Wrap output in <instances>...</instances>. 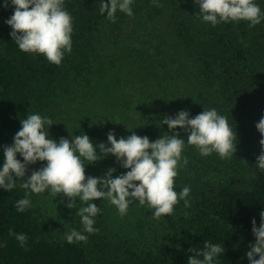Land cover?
I'll return each mask as SVG.
<instances>
[{
  "label": "trees",
  "instance_id": "1",
  "mask_svg": "<svg viewBox=\"0 0 264 264\" xmlns=\"http://www.w3.org/2000/svg\"><path fill=\"white\" fill-rule=\"evenodd\" d=\"M141 1L146 9L139 14V19L164 24L165 30L195 59V65L201 68L210 84L217 86L216 103L212 108L227 117L230 127L236 129L237 146L248 153L249 171L233 169L218 181L192 180L188 198L191 207L186 209L181 201L174 215L164 217L168 232L161 241L143 249L112 238L105 224V204L100 200L95 201L101 209L94 225L98 232L84 233L88 236L87 243L68 244L65 237L56 238L35 205L34 195L31 209L23 213L15 210L16 201L24 197L18 180L17 187L10 193L0 189V264H188L189 256L194 255L189 249L203 250L205 240L224 245L225 253L218 264H249L245 254L254 241L251 221L254 218L259 227L260 212L264 210V172L255 167L262 139L256 124L264 116V22L255 27H249L247 21L213 27L198 18L199 8L193 0H158L159 7L151 0ZM255 2L264 11V0ZM2 5L3 0H0V148L12 144L14 134L21 127L20 120L27 115L45 116L48 107L58 99L63 84L81 85L83 82L91 86L95 44L103 25L112 23L100 15V0H65L66 10L73 17V47L71 54H66L62 64L57 66L43 55L21 51L12 42V29L5 20L14 14V9H5ZM117 16L119 19L123 13ZM109 63L110 70L104 73L106 87L93 92L97 98L89 104L91 113L96 114L103 109L104 102L110 101L107 106L112 118L120 115L142 121L151 141L171 135L161 120L172 113H166L160 106L158 109V103L143 92L134 62L127 61L123 67L125 73L113 58ZM166 77V81H174L165 83L166 89H176L179 93L173 92V97L181 99L182 94L186 95L188 88L181 73L172 71ZM190 78V87L198 89L196 77ZM132 112L137 113L133 116ZM91 113L87 111L82 120L90 119ZM113 122L110 123L118 121ZM137 134L141 137V130ZM17 158L22 159L19 155ZM115 164L116 168L120 166ZM35 166H29L27 175H31ZM182 181L180 175L175 178V191L182 190ZM80 206L77 203V210ZM73 215L74 228L83 231L75 209ZM9 229L27 234L26 246L21 247L15 237L9 235Z\"/></svg>",
  "mask_w": 264,
  "mask_h": 264
},
{
  "label": "clouds",
  "instance_id": "2",
  "mask_svg": "<svg viewBox=\"0 0 264 264\" xmlns=\"http://www.w3.org/2000/svg\"><path fill=\"white\" fill-rule=\"evenodd\" d=\"M134 2L100 0L99 13L115 23L117 13L134 15ZM151 3L160 6L158 0H151ZM193 3L199 8L198 18L213 27L241 21L255 27L264 22V11L255 0H193ZM2 6L14 9V14L5 23L12 29V42L21 51L43 55L57 66L62 64L66 54H71L73 17L66 10L65 0H3ZM190 116L187 110H180L175 116L165 115L161 124L167 125L173 134L163 135L155 141L135 132L117 139L115 131L110 130L107 143L94 145L83 132L78 136L69 133L71 139L61 137L57 141L50 138L49 129L55 124L52 119L40 113L29 114L20 120L21 127L14 134L12 144L0 148L3 153L0 189L10 193L17 187V181H21L19 187L24 190V197L14 205L19 213L33 207V195L47 193L52 200L61 194L67 197L66 207L75 209L83 227V231L73 228L65 233L68 244L87 243L88 236L84 233L98 232L94 225L101 209L96 200L115 206L121 217L127 215L129 206L134 203L154 210V219L172 216L181 201L186 209L191 207L190 187L185 186L179 192L174 190L180 168L188 164V158L182 155L185 147L195 146L204 157L216 153L222 160L231 159L237 151L236 129L230 127L227 117L217 109H204L195 117ZM256 128L262 139L255 167L264 172V116ZM176 129L184 131L187 142ZM18 155L22 159H18ZM109 155L127 171L115 178V168H108L98 177L86 176V165L95 164ZM38 162L41 166L27 175L29 166ZM77 203L81 205L78 210ZM251 223L254 241L248 245L250 250L245 255L249 264H264V210L260 212L259 227L254 218ZM9 235L14 236L21 247L26 246L27 234L9 229ZM189 251L194 255L189 256L188 264H218L225 247L205 240L203 250Z\"/></svg>",
  "mask_w": 264,
  "mask_h": 264
},
{
  "label": "rangeland",
  "instance_id": "3",
  "mask_svg": "<svg viewBox=\"0 0 264 264\" xmlns=\"http://www.w3.org/2000/svg\"><path fill=\"white\" fill-rule=\"evenodd\" d=\"M132 8L133 16L123 14V17H119L115 23L103 25L95 44V73L91 78V86H87L83 82L81 85L72 82L63 84L58 99L48 107L45 116L50 117L55 123L49 129L50 138L57 141L61 137L71 139L69 133L78 136L83 132L96 145L101 142L107 143V134L110 130L115 131L118 139L121 136H129L133 132L137 134V131L141 130V137L147 136L150 139L147 133L149 131L144 130L145 126L142 121H136L134 118V121L129 120V117L123 118L124 116L120 115L112 118V112L107 106L110 101L104 102L106 103L105 106L96 114H92L90 111L89 104L94 98L95 101L97 98L93 92L97 88L104 89L106 87L104 73L106 69L108 72L110 70L107 67L110 64V58L119 64L120 69L124 71L123 73H125L123 67L127 61L134 62L136 73L140 74L138 83L143 88V92L158 103V109L160 106L166 113L170 115L172 113L171 116H175L180 110H187L191 114L190 118H192L202 113L204 109H209V106L212 108L216 103L214 92L217 90V86L210 84L211 82L201 71V68L195 65V59L190 58V55L180 46L179 41L165 30L164 24L158 21L147 23L139 19V14L141 15L146 9V5L141 0H135ZM172 71L174 74L181 73L186 80L188 89L185 91L187 96L182 94L181 99L173 97V92L178 93L176 89L167 90L165 87V83H171V81H166V76ZM168 77L170 80L171 76ZM190 77H196L198 89L190 87ZM178 83L181 85L179 81ZM91 87L95 88L90 92ZM99 103L102 104V102ZM87 111L91 113L90 119L84 118L82 120ZM142 112L145 113V111ZM114 119H117V124H111L114 123ZM175 131L180 132V137L187 142V135L183 130L176 129ZM236 147L235 156L231 159L222 160L216 153L207 157L201 156L195 146L187 145L182 155L188 158V164L180 168L178 174L183 178L181 185L183 187L188 186L192 190V180L194 179L218 181L226 177V174L233 169L248 172V153L243 148ZM115 163L117 162L109 155L95 164L86 165L85 174L86 176L98 177L105 173L108 168H115L116 171L113 173L115 178L127 171L120 166L116 168ZM40 166L41 162H38L34 169H38ZM45 194L47 195V193ZM46 195H34L35 205L41 210L43 218L54 236L63 239L65 233L74 228L73 209L66 207L69 201L63 194L54 200ZM61 200L64 202L61 203ZM103 203L105 204V224L108 232L115 240L127 241L133 246L143 249L146 245L161 241L168 232L167 220L164 217L159 220L154 219V210L149 209L147 205L140 206L138 203H134L129 206L127 215L121 217L115 206L110 205L107 201H103Z\"/></svg>",
  "mask_w": 264,
  "mask_h": 264
}]
</instances>
